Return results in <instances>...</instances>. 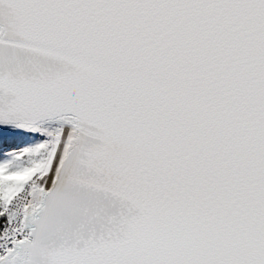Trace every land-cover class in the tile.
Returning a JSON list of instances; mask_svg holds the SVG:
<instances>
[{"label": "snow or ice", "instance_id": "6c2138e0", "mask_svg": "<svg viewBox=\"0 0 264 264\" xmlns=\"http://www.w3.org/2000/svg\"><path fill=\"white\" fill-rule=\"evenodd\" d=\"M0 264H264V0H0Z\"/></svg>", "mask_w": 264, "mask_h": 264}]
</instances>
